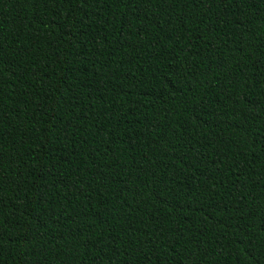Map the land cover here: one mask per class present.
<instances>
[{
	"label": "trees",
	"instance_id": "16d2710c",
	"mask_svg": "<svg viewBox=\"0 0 264 264\" xmlns=\"http://www.w3.org/2000/svg\"><path fill=\"white\" fill-rule=\"evenodd\" d=\"M0 264H264V0H0Z\"/></svg>",
	"mask_w": 264,
	"mask_h": 264
}]
</instances>
